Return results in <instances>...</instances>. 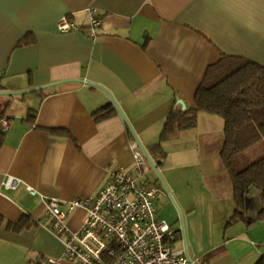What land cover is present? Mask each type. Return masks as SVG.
<instances>
[{
	"label": "crops",
	"instance_id": "0c3cea01",
	"mask_svg": "<svg viewBox=\"0 0 264 264\" xmlns=\"http://www.w3.org/2000/svg\"><path fill=\"white\" fill-rule=\"evenodd\" d=\"M93 10L101 20L95 36ZM63 16L76 26L67 33L58 29ZM25 37L32 41L21 45ZM222 53L264 65V0H0V119L9 120L6 130L0 124V264L61 255L65 234L45 219L47 198L95 195L112 171H133V140L149 148L172 110L194 107ZM16 91L34 97L19 112L1 94ZM108 104L115 114L97 120ZM206 115L192 129L201 131L204 119L220 140L218 122ZM9 174L22 180L18 188L3 186ZM220 183L210 211H187L179 238L198 264H257L264 257L260 194L253 189L245 209L257 221L228 224L233 187L230 177ZM84 216L76 209L67 226L79 229ZM18 222H25L19 230Z\"/></svg>",
	"mask_w": 264,
	"mask_h": 264
},
{
	"label": "built area",
	"instance_id": "2783aa9c",
	"mask_svg": "<svg viewBox=\"0 0 264 264\" xmlns=\"http://www.w3.org/2000/svg\"><path fill=\"white\" fill-rule=\"evenodd\" d=\"M93 11L90 24L95 36L101 20ZM75 27L68 16L58 22L61 32ZM0 124L6 130L9 120L0 119ZM131 147L135 168L141 173L149 157L138 140H133ZM20 184L22 180L11 174L3 182L6 189ZM27 189L32 195L39 193L32 186ZM161 190V186L141 182L133 171L121 166L95 195L70 201L47 198L45 219L54 232L65 234L64 250L59 256L48 255L27 264H198L199 258L190 255L185 240L182 247H175L179 230L158 217L156 200ZM78 208L85 210V216L81 227L71 230L67 218Z\"/></svg>",
	"mask_w": 264,
	"mask_h": 264
},
{
	"label": "trees",
	"instance_id": "16d2710c",
	"mask_svg": "<svg viewBox=\"0 0 264 264\" xmlns=\"http://www.w3.org/2000/svg\"><path fill=\"white\" fill-rule=\"evenodd\" d=\"M31 41L25 37L20 44L26 45ZM111 105L98 109L94 113L96 119L115 114ZM200 112L216 114L224 120V142L220 154L232 183L235 203V211L228 224L241 219L250 223L263 220L264 156L242 169L236 167L232 157L264 139V65L245 56L222 53L221 58L207 68L195 94V106L172 110L165 119L160 139L149 149L165 156L163 141L173 130L195 128ZM253 189L260 194L262 201L257 220H249L245 216L248 197ZM24 225L25 222H18L15 228L19 230ZM257 264H264V257Z\"/></svg>",
	"mask_w": 264,
	"mask_h": 264
},
{
	"label": "rangeland",
	"instance_id": "374dc122",
	"mask_svg": "<svg viewBox=\"0 0 264 264\" xmlns=\"http://www.w3.org/2000/svg\"><path fill=\"white\" fill-rule=\"evenodd\" d=\"M2 98L12 102L10 107L19 112L22 108L21 104L31 102L34 97L30 93H11L2 95ZM200 113L213 116L215 120L211 125L218 122V129L223 131L224 120L221 116L207 112ZM200 122L201 131L189 129L181 132L177 137L164 140L165 156L146 148L149 158L143 166V171L140 173L138 169H132L141 182L161 186L162 190L156 200L158 217L165 219L175 230H182L189 209L200 208V211L208 209L214 202V195L222 193L225 188L220 181L229 179L220 154L224 131L223 134L221 133L222 138L216 140L215 136H210V122L204 119ZM207 123L208 125L204 126ZM262 156H264V139L233 156L232 161L238 169H242ZM182 246V240H177L175 247Z\"/></svg>",
	"mask_w": 264,
	"mask_h": 264
},
{
	"label": "water",
	"instance_id": "95a60500",
	"mask_svg": "<svg viewBox=\"0 0 264 264\" xmlns=\"http://www.w3.org/2000/svg\"><path fill=\"white\" fill-rule=\"evenodd\" d=\"M11 93H24V91H16V92H2L1 94H11ZM180 104L184 107V108H186V104H185V102L182 100V101H180Z\"/></svg>",
	"mask_w": 264,
	"mask_h": 264
}]
</instances>
